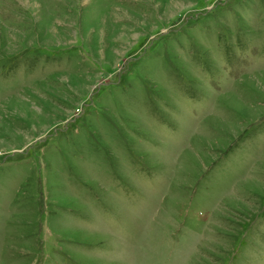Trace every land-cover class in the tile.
<instances>
[{
    "label": "rangeland",
    "instance_id": "374dc122",
    "mask_svg": "<svg viewBox=\"0 0 264 264\" xmlns=\"http://www.w3.org/2000/svg\"><path fill=\"white\" fill-rule=\"evenodd\" d=\"M0 264H264V0H0Z\"/></svg>",
    "mask_w": 264,
    "mask_h": 264
}]
</instances>
